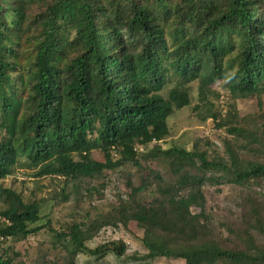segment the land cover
Wrapping results in <instances>:
<instances>
[{
	"label": "trees",
	"instance_id": "16d2710c",
	"mask_svg": "<svg viewBox=\"0 0 264 264\" xmlns=\"http://www.w3.org/2000/svg\"><path fill=\"white\" fill-rule=\"evenodd\" d=\"M218 81L254 110L220 102ZM191 99L219 145L163 147ZM46 176L58 219L37 193ZM223 184L248 193L213 222L206 189ZM104 227L143 250L120 238L89 247ZM39 233L47 246L30 260L18 245ZM83 253L264 264V0H0V264Z\"/></svg>",
	"mask_w": 264,
	"mask_h": 264
},
{
	"label": "rangeland",
	"instance_id": "374dc122",
	"mask_svg": "<svg viewBox=\"0 0 264 264\" xmlns=\"http://www.w3.org/2000/svg\"><path fill=\"white\" fill-rule=\"evenodd\" d=\"M223 82L218 81L213 84V88L220 93V102L226 101L227 98L236 101L237 113L242 115L254 110L253 100L249 99L247 96H241L238 94L227 95L225 89L223 88ZM192 90L196 91L195 84L193 83ZM229 96V97H228ZM195 100L191 99L189 105L184 106L180 110L171 114L168 118V124L170 126V135L164 138L160 144L163 147H168L170 145H179L187 149L191 148L193 141L198 138L208 137L216 145H219L218 141H214L215 133L212 129L213 123L211 119H206L205 121H199V118L194 110ZM218 105V104H217ZM221 113L224 112V106H220ZM17 175H21L17 172ZM41 188L37 190L38 195H44L49 198L48 207L45 209L48 213L49 218H60L63 215V208L59 204L51 205L50 201L51 192L57 186L56 180L50 177L40 178ZM35 185L34 179L32 177H27L26 186L33 188ZM121 187V186H120ZM221 190H214L215 187H209L206 189V194L208 197V205L212 210V221L215 222L219 218L225 219L227 217H232L229 215V210L236 209V203L243 193H248L247 189L240 188L235 184H223L220 186ZM47 219L43 217L37 224H41ZM42 234H37L35 236L28 237L24 243L19 244L18 247L22 245L23 247H28V257L35 259L37 255V245L38 247L45 249L47 242L42 240ZM122 239L127 244V251L131 252L133 250H143L140 242L132 236V233L125 231L122 228H109L104 227L100 230L99 234L90 240L87 245L89 247L96 246L100 241L109 239ZM49 256L46 257L48 259ZM77 264H140L139 262L123 261L122 259L114 258L113 256H107L103 260L95 261L92 257H88L86 254H79L77 257ZM171 259L158 258L151 261V264H167ZM29 264H32L29 261Z\"/></svg>",
	"mask_w": 264,
	"mask_h": 264
}]
</instances>
